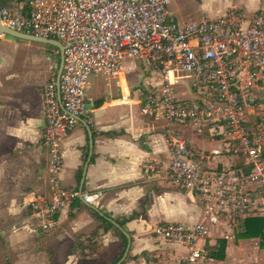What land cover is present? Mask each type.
Segmentation results:
<instances>
[{"label": "crops", "instance_id": "crops-1", "mask_svg": "<svg viewBox=\"0 0 264 264\" xmlns=\"http://www.w3.org/2000/svg\"><path fill=\"white\" fill-rule=\"evenodd\" d=\"M28 1L4 0V7L19 11ZM216 2L197 0V15L169 3V19L188 24L215 19L235 9L249 21L264 11V0H241L246 2V12L231 3L220 6ZM47 46L50 45L5 43L0 49V264H117L123 243L94 213L108 222L125 221L121 228L130 236V248L119 264H186L188 250L184 246L164 242L153 234V228L161 223L193 225L202 211L198 195L172 184L165 174L170 161L169 132L178 134L198 151H218L204 164L208 170L244 171L245 157L224 135L223 124L211 127L195 121L168 126L159 115H142L143 94L159 89L161 76L139 61L143 68L140 80L145 83L142 90L135 79L124 73V68L108 79L90 77L88 98L93 125L78 119L62 144V187L81 193L101 192V199L90 205L93 209L74 201L56 215L55 226L48 233H38L32 224L22 225L28 212L27 201L51 192L43 140L42 94L59 65L60 55L57 48ZM170 78L177 102L195 100L198 92L191 76L172 73ZM241 85L244 90L240 92L247 96L245 125L260 132L264 141V73H255L247 85ZM146 162L159 165L161 170L152 176L144 175L142 165ZM256 212L264 216V196L249 216ZM228 226L222 220L220 225L209 228L203 242L208 250L218 247L213 235ZM222 239L226 240L224 259H209L206 255L197 264L206 260L209 264H246L244 258L233 257V248L241 250V242L236 245L230 241L232 237Z\"/></svg>", "mask_w": 264, "mask_h": 264}, {"label": "built area", "instance_id": "built-area-1", "mask_svg": "<svg viewBox=\"0 0 264 264\" xmlns=\"http://www.w3.org/2000/svg\"><path fill=\"white\" fill-rule=\"evenodd\" d=\"M170 0H29L19 11L0 7L1 24L18 33L59 42L64 47L63 69L57 87L56 73L50 75L42 94L47 147L49 196L27 201L22 225L50 232L56 215L74 201L96 205L101 192L80 193L64 189L62 144L78 119L93 125L88 98L90 77L105 79L123 71V63L136 59L161 76L157 90L143 94L142 115H159L168 126L202 121L233 141L245 157L248 171H212L204 168L218 151L205 153L169 132L170 161L165 170L169 181L195 192L202 205L193 224L161 223L153 234L164 242L188 250L186 264H197L209 250L204 245L209 228L237 226L255 210L264 196V141L260 132L244 122V85L257 72L264 73V11L247 21L230 9L215 19L180 24L169 19ZM172 73L191 76L198 92L189 103L177 102ZM244 79V80H243ZM204 96V97H202ZM161 167L142 165L146 176ZM253 187L250 189L249 187ZM16 225L12 227L15 229Z\"/></svg>", "mask_w": 264, "mask_h": 264}, {"label": "rangeland", "instance_id": "rangeland-1", "mask_svg": "<svg viewBox=\"0 0 264 264\" xmlns=\"http://www.w3.org/2000/svg\"><path fill=\"white\" fill-rule=\"evenodd\" d=\"M216 3H220V6H228L230 3L235 6L237 9H243L244 12H246V2L240 3L241 0H216ZM245 1V0H243ZM171 7L178 8L182 10L183 12L192 13L194 15L196 11L199 9V5L197 3V0H170ZM216 5V4H215ZM0 6H5L4 0H1ZM199 20H195L193 22H197ZM6 36H2L0 38V49H2V46L5 43H27L26 41L22 40H8ZM49 49L52 47L47 46ZM58 64H56V67L54 69L53 73L57 72ZM124 73L127 76L132 77L135 79L136 83L139 84V90H142L145 87V83H141V77L143 76V68L140 66L139 62L136 59H129L127 61H124L123 63ZM52 73V74H53ZM139 75V76H138ZM260 212H256L255 216H260ZM264 213V212H263ZM239 224V223H238ZM228 226V225H227ZM238 227L231 226V227H225L223 230L219 231L217 234H214V238L216 241L221 240L222 238L226 237H232V240H230L232 243H235L238 245L240 242L241 250H235L233 248V257L234 258H244L246 261V264H264V248L261 246V241L259 238L254 239H246V240H239L237 238V230ZM226 241V240H225ZM240 241V242H239ZM242 262V261H241ZM240 262V263H241ZM199 263V262H198ZM209 261H205L204 264H209Z\"/></svg>", "mask_w": 264, "mask_h": 264}, {"label": "trees", "instance_id": "trees-1", "mask_svg": "<svg viewBox=\"0 0 264 264\" xmlns=\"http://www.w3.org/2000/svg\"><path fill=\"white\" fill-rule=\"evenodd\" d=\"M1 3V0H0ZM2 7V6H1ZM244 171H248L247 168H245ZM95 217L97 219H100L108 229H113L116 234L120 237L123 246H122V252L119 256V261L125 251L127 240L124 237V235L115 228L110 222L106 221L105 218L98 216L96 213H94ZM118 225L122 227L125 223L124 220L117 221ZM237 238L238 239H254L259 238L261 241V246L264 248V216H247L243 220L239 221L238 224V231H237ZM225 245L226 241L225 239H221L218 241V247H214L213 249L209 250L207 254V258L214 259V260H223L224 259V252H225ZM116 261V262H117ZM116 264V263H114Z\"/></svg>", "mask_w": 264, "mask_h": 264}, {"label": "water", "instance_id": "water-1", "mask_svg": "<svg viewBox=\"0 0 264 264\" xmlns=\"http://www.w3.org/2000/svg\"><path fill=\"white\" fill-rule=\"evenodd\" d=\"M2 36L10 37V38L15 39V40H22V41H27V42H34V43H39V44H44V45H50V46H52L54 48H57L58 51H59V55H60L59 58L60 59H59V65H58L57 72H56V82H57V87L59 86V80H60V76H61L62 69H63V58H64L63 57L64 47L59 42H57L55 40H51V39H44V38L35 37V36H32V35L22 34V33H18V32L12 31V30L4 27L1 24V21H0V38ZM89 156H90V153L88 155L87 162L89 161ZM86 166H87V163L85 165V168H86ZM84 174H85V171H84L83 175ZM80 193H81V190H80ZM88 206L93 209V207H91L90 205H88ZM109 221L115 227H117L127 239V246H126L124 255L121 258V260L119 261V262H121V261L124 260V258L126 257L128 251H129V248H130V236L118 224L114 223L111 220H109ZM119 262L117 264H119Z\"/></svg>", "mask_w": 264, "mask_h": 264}]
</instances>
